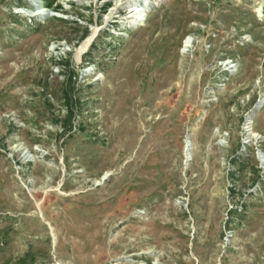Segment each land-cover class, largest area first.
Here are the masks:
<instances>
[{
	"label": "rangeland",
	"instance_id": "374dc122",
	"mask_svg": "<svg viewBox=\"0 0 264 264\" xmlns=\"http://www.w3.org/2000/svg\"><path fill=\"white\" fill-rule=\"evenodd\" d=\"M141 1L0 0V264H264V0Z\"/></svg>",
	"mask_w": 264,
	"mask_h": 264
},
{
	"label": "bare ground",
	"instance_id": "6f19581e",
	"mask_svg": "<svg viewBox=\"0 0 264 264\" xmlns=\"http://www.w3.org/2000/svg\"><path fill=\"white\" fill-rule=\"evenodd\" d=\"M150 2H153V1H151V0H142L141 1V3L139 4V6L137 5V8L135 7V9H133L134 11H133V13L131 14V15H129L125 20H124V22L122 23V25H124V26H128V25H131L132 23H137V22H139L141 19H143L142 18V10L144 9V7H146L147 5H149V3ZM155 2V1H154ZM40 12H44V13H51V12H49V9L48 8H46V7H44V6H42V7H37L36 9H25L24 10V14H26V15H29V16H35L36 14H38V13H40ZM93 34H90L88 37H86L85 39H84V41L81 43V45L77 48V54H79L81 51H82V49L86 46V44H88V42L91 40V36H92ZM187 41H189V40H186L185 41V45H188L187 44ZM184 45V46H185ZM86 48V47H85ZM246 124L247 125H249V124H251V113H249L247 116H246ZM252 135H253V137L256 139V138H260L261 137V135L260 134H258V133H255V132H253L252 133ZM257 139V140H258ZM186 141H185V138H184V146H185V143ZM185 156H187L186 155V151H185V149H184V157ZM190 157V154H189V156H188V158ZM106 175L107 174H104L103 176H102V178H101V180L103 179V178H105L106 177Z\"/></svg>",
	"mask_w": 264,
	"mask_h": 264
},
{
	"label": "water",
	"instance_id": "95a60500",
	"mask_svg": "<svg viewBox=\"0 0 264 264\" xmlns=\"http://www.w3.org/2000/svg\"><path fill=\"white\" fill-rule=\"evenodd\" d=\"M188 131H186L185 132V135H184V138H185V146H184V149H185V151H186V155L187 156H185L184 157V161H185V163H186V160L188 159V156H189V148H190V141H189V138H188ZM260 138H264V135H262Z\"/></svg>",
	"mask_w": 264,
	"mask_h": 264
}]
</instances>
